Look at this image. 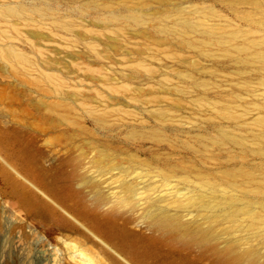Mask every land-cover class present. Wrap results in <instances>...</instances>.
Segmentation results:
<instances>
[{
	"label": "rangeland",
	"instance_id": "374dc122",
	"mask_svg": "<svg viewBox=\"0 0 264 264\" xmlns=\"http://www.w3.org/2000/svg\"><path fill=\"white\" fill-rule=\"evenodd\" d=\"M166 1L164 8L180 6L184 12L212 7L219 18L208 23L253 32L249 35L252 37L264 35V30L257 31L255 26L238 18L243 16L242 12L252 10L249 6L240 5L236 13L228 7L230 0ZM258 1L264 8V0ZM0 2L31 7L46 3L58 14L70 15L71 21L84 26L76 28L84 38L75 41L64 31L53 29L50 21L42 24V28L19 21L18 28L23 35L14 44L37 63L41 71L63 79V93L67 91V95H72L66 96L64 102L70 111H61L66 118L61 128L72 131L71 135L58 136L56 144H60L45 163L46 170L56 176L60 186H70L79 192L87 206L99 200V217L113 209L109 224L123 233L128 243H136L148 254L146 261H133L134 264H213L216 252L225 247L237 253L248 249L256 253L264 251V243L256 235L264 224L255 225L248 215L251 210L260 211L264 188L233 186L232 179L223 176L230 170L264 163L263 158L246 150L257 131L253 120L264 114V86L261 85L264 69L252 62L235 61L234 55L224 56L218 49H214V58L199 57L192 50L168 39L164 41L161 35L149 31L141 35L121 26L120 35H110L101 30L92 17L78 13L80 4L62 0ZM154 3L149 4L158 7ZM190 16L193 20L196 18L193 13ZM0 29L5 35L6 31L7 35L14 34L10 25L2 20ZM85 30L96 31V36L86 34ZM0 39L4 44V39ZM157 40L162 41V45ZM31 43H35L34 46ZM0 62V91L3 93L16 94L24 100L29 96L35 106H40V98L46 102L60 98L53 93L43 98L25 77L16 78L11 66ZM38 71H30L32 78L40 79V84L50 89L52 83L43 84ZM186 72L207 81V93L181 83L178 75ZM81 103L108 112L103 123L94 124ZM224 105L239 118L234 121L218 116L215 109ZM160 112L165 113L162 118L158 117ZM54 123L49 120L46 124ZM77 125L83 126L86 133L78 131ZM220 130L240 135L245 138V144H217ZM151 132L156 137L143 136ZM101 144L117 155L115 166L93 163L96 153L92 147L98 145L101 149ZM79 153L83 157L78 161ZM68 156L72 178H68L70 171L61 167L62 160ZM0 166L12 172L1 158ZM6 189L1 180L0 264H88L81 259L82 253L85 254L83 259L92 258L94 264H116V260L125 264L114 254L113 259L102 256L93 242L86 243L81 235L83 229L77 223L74 225L79 231L61 229L67 215L60 208L55 206L56 211L45 217L29 214L13 197L5 194ZM194 198H202L203 202ZM155 216L174 218L193 231H206L210 247L193 245L188 237L149 245L148 239L154 234L150 223ZM121 251L124 259H130L126 246ZM73 255L78 256L71 259Z\"/></svg>",
	"mask_w": 264,
	"mask_h": 264
},
{
	"label": "bare ground",
	"instance_id": "6f19581e",
	"mask_svg": "<svg viewBox=\"0 0 264 264\" xmlns=\"http://www.w3.org/2000/svg\"><path fill=\"white\" fill-rule=\"evenodd\" d=\"M62 1L80 4L77 10L78 13L86 15V17H92L93 21L98 22V27L100 25L102 27L101 30L107 31L110 35H120L123 28L121 26L129 27L141 35L149 31L150 34L161 35L162 40L168 39L176 42L182 48L192 50V53L199 57L214 58V49H218L224 56H228V54L234 55L235 61L240 63L252 62L260 69H264V35L259 38L252 37L249 35H253V32L249 34L248 31L242 29H231L227 25L220 26L216 23H208L213 20L217 21L219 18V15H217L215 9L212 7L204 10L194 9L184 12V8L180 6L164 8L166 0ZM148 1L151 3L155 1L158 7H152ZM227 4L232 9L231 11L236 13L239 12L238 7L240 5L251 7V11L242 12L243 16L239 15L237 17L245 23L255 26L257 31L264 30V14H262L264 8L261 2L258 0H230ZM192 13L196 15L194 20L192 19L193 17L190 18ZM256 14L260 15V17L257 18ZM0 20L8 23L14 32L13 35H7L6 31L5 35V32L0 29V38H3L5 41L4 44H1L3 40L0 39L2 40L0 43V60L4 62V66L6 64L11 66L13 75L16 74V78L18 75L25 77L27 83L34 85L43 98L48 97L51 93L55 96H60L56 102H46L40 98V106H35L32 104V99L29 96H26L24 100L16 94L10 95L0 91V153H2L0 158L4 159L12 171H5L0 166V181L2 180L3 184L7 187L5 194L13 197L19 207L26 208L29 214L38 217L52 214L56 211L55 206L60 208L67 215L66 219L64 218L61 222L60 228L79 231L74 225V223H77L83 229L81 235L87 241L86 243L93 242L99 253L107 259H113L112 254H114L119 259L122 258L125 264H134L133 261L137 263L142 262V260L146 261L148 254L144 252V249L140 246L138 247L136 243H128L123 233H120L109 224L108 220L113 217L112 208L106 210L103 217L102 215L99 217L97 215L99 212L97 211V207L100 204L99 200L93 206H87L83 202L84 199L79 192H75L70 186H60V183L55 179L56 176L50 175V172L45 167V163L48 162L49 157L55 154V147L57 144H60H56L58 136L60 134L64 136L68 133L71 135L72 131L61 128L62 124L66 121L65 114L62 112L70 111V108L64 103L65 97L71 94L68 93L67 95V91H65V94L63 93V79L62 81L53 73L41 71L38 68L40 66L23 53L21 49H18L19 46L17 47L14 41L23 35L20 28H18L20 25L19 21L24 22L25 24H23L26 26H34L36 28L41 27L42 24L46 25V22L50 21L54 26L53 29L64 31L66 35L74 37L75 41L84 38V34L76 30L80 25L71 21L70 15L62 16L57 13V10L46 3L31 7L25 6L22 3L0 2ZM80 27L83 28L84 26ZM84 32L86 34H94L96 31L85 30ZM29 33L31 34V32ZM137 34L133 35L139 37L140 35ZM38 35L36 34L37 37ZM111 41H113V38H111ZM157 41L160 42V40ZM161 42L160 44L162 45ZM116 46L114 47L116 48ZM110 48L112 47L110 46ZM167 49L170 48L167 47ZM33 69L39 70L38 73L43 84L52 83L50 89L43 87L40 84V79L36 77L32 78L30 71ZM148 70L149 73L152 72L150 69ZM178 77L181 83L191 84L192 89L207 93V81L196 79L192 73L187 72L179 74ZM261 85L264 86V80L261 81ZM81 104L83 105V109L86 110V115L93 118L94 124L103 123L104 117L108 112L99 111L93 107L84 105V103ZM215 112L222 119L226 117L235 121L239 118L226 105L218 107L215 109ZM159 115L158 117L162 118L165 113L160 112ZM49 120H54L55 123L51 125L46 124ZM253 124L257 131L253 133L251 146L246 148V150H249L255 157L264 159V114H260L257 118H254ZM77 127L78 131L86 133L83 126L77 125ZM134 135L135 133L132 134V136ZM143 136L147 137V139L156 137L154 132L143 134ZM216 139V143L219 145L233 144L243 146L245 144V138L235 135L230 131L220 130ZM101 145V149L98 145L92 147L93 153H96V157H93V163L115 166L117 155L115 156L114 153H110L105 149L104 144ZM74 147H72V150H76L73 149ZM67 148L69 151V147ZM78 156L77 160L79 161V158L83 157V154L79 153ZM69 157L62 160L61 167L63 169L69 168ZM69 173L68 178H72V170ZM223 176L232 179L233 186H253L256 190H260L264 188V163L261 162L246 169L230 170L225 172ZM194 199V201L203 202L202 198ZM232 215H234V212H232ZM248 215L255 225L257 223L264 224V204H261L260 211L251 210ZM150 224L154 234L148 239L149 245L155 246L162 242L170 243L176 239L182 240L188 237L191 239L190 243L193 245L201 248L210 247L206 231L190 230L186 224L180 223L174 218L155 216L151 219ZM256 235L264 243V225L256 232ZM123 246L128 248L127 253L130 259L123 258L121 251ZM77 256L73 255L71 259ZM80 256L88 264H94L92 258H89L90 260L83 259L82 257L85 256L83 253ZM115 263L123 264L117 260ZM213 264H264V251L256 253L248 249L237 253L230 247H225L216 252Z\"/></svg>",
	"mask_w": 264,
	"mask_h": 264
}]
</instances>
